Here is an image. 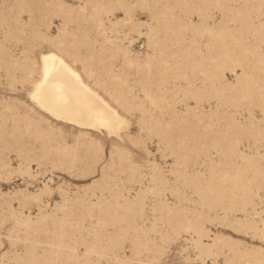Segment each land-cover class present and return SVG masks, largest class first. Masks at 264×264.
<instances>
[{"label": "rangeland", "instance_id": "obj_1", "mask_svg": "<svg viewBox=\"0 0 264 264\" xmlns=\"http://www.w3.org/2000/svg\"><path fill=\"white\" fill-rule=\"evenodd\" d=\"M48 52L116 133L35 104ZM0 264H264V0H0Z\"/></svg>", "mask_w": 264, "mask_h": 264}, {"label": "bare ground", "instance_id": "obj_2", "mask_svg": "<svg viewBox=\"0 0 264 264\" xmlns=\"http://www.w3.org/2000/svg\"><path fill=\"white\" fill-rule=\"evenodd\" d=\"M30 97L52 118L79 128L116 133L125 119L59 55L41 56V76Z\"/></svg>", "mask_w": 264, "mask_h": 264}]
</instances>
